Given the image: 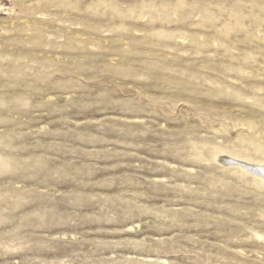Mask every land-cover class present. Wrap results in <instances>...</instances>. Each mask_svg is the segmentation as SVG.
I'll return each instance as SVG.
<instances>
[{
  "label": "rangeland",
  "instance_id": "rangeland-1",
  "mask_svg": "<svg viewBox=\"0 0 264 264\" xmlns=\"http://www.w3.org/2000/svg\"><path fill=\"white\" fill-rule=\"evenodd\" d=\"M231 156L264 162V0H0V264H264Z\"/></svg>",
  "mask_w": 264,
  "mask_h": 264
},
{
  "label": "bare ground",
  "instance_id": "bare-ground-1",
  "mask_svg": "<svg viewBox=\"0 0 264 264\" xmlns=\"http://www.w3.org/2000/svg\"><path fill=\"white\" fill-rule=\"evenodd\" d=\"M225 158H226V156H225ZM230 159L232 161H235L237 163L236 166L238 168H240L241 170L245 171V172H248V173H249V171H251L252 173L257 172L256 175H258V173H263L264 174V162L262 163V162H259V161H256V162H254V161L253 162L252 161H246V160H243V159H241L240 157H237V156H231ZM227 160H229V158ZM227 160H226V162H227ZM223 161H224V159H223ZM260 177L263 178V176H260ZM261 182H264V180H262Z\"/></svg>",
  "mask_w": 264,
  "mask_h": 264
}]
</instances>
